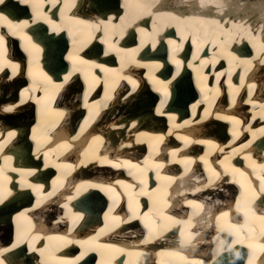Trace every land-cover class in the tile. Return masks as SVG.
<instances>
[{
  "label": "bare ground",
  "instance_id": "6f19581e",
  "mask_svg": "<svg viewBox=\"0 0 264 264\" xmlns=\"http://www.w3.org/2000/svg\"><path fill=\"white\" fill-rule=\"evenodd\" d=\"M2 5L0 244L12 245L0 255L17 247L25 255L0 262L59 264L51 249L35 248L39 238L58 250L78 248L68 264H206L198 255L209 245L219 258L212 264H261L264 0ZM148 50L164 59L146 61ZM14 53L19 61L10 68ZM31 67L38 72L32 77ZM39 100L32 130L31 102ZM163 117L168 130L160 133ZM40 132L46 144H36ZM58 134L66 140L58 142ZM143 144L147 149L136 147ZM42 156V167L19 174ZM52 168L85 179L62 189L75 188L71 195L56 193V180L41 179Z\"/></svg>",
  "mask_w": 264,
  "mask_h": 264
},
{
  "label": "snow or ice",
  "instance_id": "6c2138e0",
  "mask_svg": "<svg viewBox=\"0 0 264 264\" xmlns=\"http://www.w3.org/2000/svg\"><path fill=\"white\" fill-rule=\"evenodd\" d=\"M0 2H2V0H0ZM20 2L21 3H24L25 2V0H20ZM202 3H203V0H202ZM0 19H2V17H0ZM0 43H2V37H0ZM13 67H15V66H13ZM12 109L11 108H4V111L5 112H10ZM224 215H227V213H225ZM147 239V238H146ZM262 247H264V246H262ZM0 264H2V262H0ZM261 264H264V260H262L261 261Z\"/></svg>",
  "mask_w": 264,
  "mask_h": 264
},
{
  "label": "rangeland",
  "instance_id": "374dc122",
  "mask_svg": "<svg viewBox=\"0 0 264 264\" xmlns=\"http://www.w3.org/2000/svg\"><path fill=\"white\" fill-rule=\"evenodd\" d=\"M5 232H6V229L3 231V233L5 234ZM2 237H4V236H2Z\"/></svg>",
  "mask_w": 264,
  "mask_h": 264
},
{
  "label": "water",
  "instance_id": "95a60500",
  "mask_svg": "<svg viewBox=\"0 0 264 264\" xmlns=\"http://www.w3.org/2000/svg\"><path fill=\"white\" fill-rule=\"evenodd\" d=\"M224 262H226V261H224ZM228 262H229V260H228ZM223 263V262H222Z\"/></svg>",
  "mask_w": 264,
  "mask_h": 264
}]
</instances>
